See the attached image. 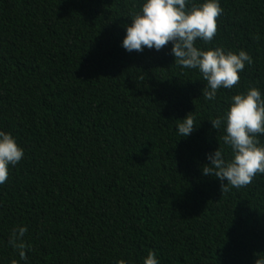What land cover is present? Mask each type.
<instances>
[{
	"label": "trees",
	"instance_id": "1",
	"mask_svg": "<svg viewBox=\"0 0 264 264\" xmlns=\"http://www.w3.org/2000/svg\"><path fill=\"white\" fill-rule=\"evenodd\" d=\"M142 2L0 0V130L25 151L0 185V264H143L149 251L160 264L264 259V174L227 192L202 174L207 153L231 158L210 121L233 95L264 93V0H220L213 41L197 39L252 57L214 100L171 42L121 47ZM189 112L197 129L181 138ZM21 225L23 260L8 243Z\"/></svg>",
	"mask_w": 264,
	"mask_h": 264
},
{
	"label": "clouds",
	"instance_id": "2",
	"mask_svg": "<svg viewBox=\"0 0 264 264\" xmlns=\"http://www.w3.org/2000/svg\"><path fill=\"white\" fill-rule=\"evenodd\" d=\"M223 12L220 0H143L140 11L132 14L131 23L125 26L121 42L127 52H143L145 48L160 51L171 42V55L185 69H196L207 82L202 95L214 100L219 89H231L240 80L239 73L252 64V57L244 50L233 52L222 46L200 48L197 39L209 44L217 34V18ZM189 112L179 119L177 133L189 137L197 127L195 116ZM217 130L223 126L224 145L231 149V158H226L218 147L206 154L207 163L202 174L216 178L221 192L250 184L259 173L264 174V93L257 87H249L230 98L229 108L222 117L210 121ZM25 151L16 138L0 130V185L24 157ZM27 226L15 227L8 243L21 260L25 259L27 247L24 236ZM15 264V262H14ZM119 264H126L124 260ZM143 264H160L157 255L149 251ZM256 264H264L257 259Z\"/></svg>",
	"mask_w": 264,
	"mask_h": 264
}]
</instances>
